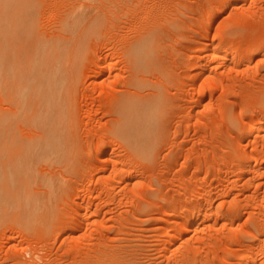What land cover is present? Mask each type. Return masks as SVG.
Instances as JSON below:
<instances>
[{
	"label": "rangeland",
	"instance_id": "374dc122",
	"mask_svg": "<svg viewBox=\"0 0 264 264\" xmlns=\"http://www.w3.org/2000/svg\"><path fill=\"white\" fill-rule=\"evenodd\" d=\"M161 89L157 144L131 117L141 156L112 131L117 98ZM14 105L0 264H173L198 243L194 264H264V0H0V112Z\"/></svg>",
	"mask_w": 264,
	"mask_h": 264
},
{
	"label": "bare ground",
	"instance_id": "6f19581e",
	"mask_svg": "<svg viewBox=\"0 0 264 264\" xmlns=\"http://www.w3.org/2000/svg\"><path fill=\"white\" fill-rule=\"evenodd\" d=\"M5 1V0H4ZM83 2V1H82ZM5 3V2H4ZM73 3H75V2H73ZM76 3H78V1H76ZM225 3V2H224ZM81 4V3H80ZM225 5V4H224ZM82 7H83V5H82ZM78 8V7H77ZM152 8V7H151ZM67 9V8H66ZM132 9V8H131ZM78 10V9H77ZM138 10V9H137ZM153 11V10H152ZM147 12V11H146ZM150 12V11H149ZM137 13V12H136ZM142 13H144L143 11H142ZM155 14H156V12H155ZM142 16V15H141ZM136 19V18H135ZM146 19V18H145ZM158 19V18H157ZM137 20V19H136ZM153 22V21H152ZM61 25V24H60ZM170 27V26H169ZM173 27V26H172ZM153 29V28H152ZM168 30V29H167ZM156 31V29L154 28L153 30H151L150 32L151 33H154ZM150 32H148V33H150ZM146 34V35H143V36H141V37H139V38H137L136 39V41L135 42H133V44L131 45V48H130V52H131V54H133V56H134V58H135V60H136V62H137V64H138V67L137 68H139L140 67V65H139V63H138V53H141V51H143L145 48H146V45L147 46H150L149 44L151 43V41H152V39H153V36L155 35V34ZM61 34V33H60ZM63 35V34H62ZM158 35V34H157ZM158 39V38H157ZM56 42H58V41H56ZM153 42V41H152ZM157 42V41H156ZM48 43V42H47ZM46 43V44H47ZM158 43V42H157ZM46 44H45V46H46ZM44 45V44H43ZM44 46V47H45ZM55 48V47H54ZM57 48V47H56ZM228 52V51H227ZM47 58V57H46ZM238 58V57H237ZM132 61V60H131ZM35 62V61H34ZM67 62H69V60L67 61ZM36 63V62H35ZM41 63V62H40ZM150 64V63H149ZM152 64H153V62H152ZM33 65V64H32ZM2 66V65H1ZM59 66V65H58ZM55 67V66H54ZM41 68V67H40ZM56 69V68H55ZM54 71V70H53ZM52 71V73H54L55 74V72L57 73V71H55V72H53ZM59 71V70H58ZM43 74V73H42ZM49 74H50V72H49ZM49 74H48V76H49ZM138 74V73H137ZM52 75L53 74H51V77H52ZM136 75V74H135ZM42 76H44V75H42ZM47 76V77H48ZM55 76V75H54ZM49 78V77H48ZM137 78H138V76H137ZM52 79H53V77H52ZM139 79V78H138ZM53 80H55V79H53ZM63 79H61L60 80V83H61V81H62ZM35 81V80H34ZM16 83H18V81H15ZM47 82H48V80H47ZM69 83V82H68ZM7 84H8V82L7 81H3V86H4V90H5V92H6V96H7V98L10 100V102H15L16 101V99H17V97H18V95L16 96L15 94H14V92H12L11 90H9V91H7L6 90V87L5 86H7ZM54 84H55V81H54ZM21 85V84H20ZM138 86H140V85H138ZM143 86V85H142ZM25 88V87H24ZM22 89L21 91L23 92V90H25V89ZM49 89H50V86L48 87ZM3 89V88H2ZM67 90H68V88H67ZM162 90V89H161ZM69 91V90H68ZM67 91V92H68ZM131 91V90H130ZM21 92V93H22ZM66 92V91H65ZM67 94V93H66ZM150 94V97L147 95L146 97H143L141 94H140V92L139 91H135L134 90V93H129L128 95H125V96H121V97H119V98H117L118 99V102H116L117 103V106H116V109H117V117H116V119H115V123H114V125H113V127H112V131H113V133H116V134H119V135H125V136H128L127 138H129V139H131V141L134 143V147H135V151L139 154V155H143V154H145V151H142L144 148L142 147V146H144V144H145V142H142V141H140L139 139H137V138H135V133H136V131L134 130L135 128H136V125L134 124V121H131V117L133 116V114L134 115H137L141 120H142V122L140 121V120H138V122H139V125H140V127H141V130L144 128V134H145V138H148L149 140H151V141H155V144H157V141H158V139H159V137L162 135V125H161V123L159 122L160 121V116H161V113H162V111H163V108H164V106L166 105V96L164 95V92H163V90L162 91H160V90H155V91H153V93L151 94V93H149ZM152 95V96H151ZM24 97V96H23ZM2 98V97H1ZM4 99V98H3ZM19 99L21 100V96H20V98H18V101H19ZM2 101V100H1ZM4 101V100H3ZM49 101V100H48ZM72 102V101H71ZM4 103V102H3ZM2 104V103H1ZM16 104H17V101H16ZM48 105H47V107L49 106V102L47 103ZM6 105H8V104H6ZM23 105H24V103H23ZM15 106V105H14ZM3 107V106H2ZM8 107H9V105H8ZM70 107H71V105H70ZM11 108V107H10ZM18 108H20L19 107V105L17 106H15V107H12V112L11 113H6V112H3V111H1L0 112V122H2V123H4V122H6V121H8L9 119H11V121L12 122H15L16 121V117L18 116ZM41 110V109H40ZM39 113H40V111H39ZM17 115L15 118H12L13 117V115ZM40 115V114H39ZM40 117V116H39ZM10 120H9V122H11ZM19 121V120H18ZM17 122V121H16ZM2 123H0V125L2 124ZM34 124V123H33ZM264 125V124H263ZM263 125H260V126H258V128H257V130H259V129H261V127L263 126ZM156 130V131H155ZM36 131V130H35ZM36 133H37V131H36ZM156 133V134H155ZM7 134H9V133H7ZM10 135V134H9ZM29 135V134H28ZM17 136V135H16ZM151 136H153L152 137V139H151ZM10 138V137H9ZM45 138V136L42 138V140L41 141H43V139ZM155 138H157L156 140H155ZM7 139V138H6ZM37 139V138H36ZM136 139L137 140H139V142H136ZM11 140V139H10ZM35 141V140H34ZM143 141H145V140H143ZM38 142V141H37ZM44 142V146L46 147V148H50V147H52V148H55L58 144H57V142H56V139H45V141H43ZM35 143V142H34ZM27 144V143H26ZM25 143H23V140H21V142L19 141V142H17L16 140H12V141H7L6 142V146L4 145V147H2L3 149H5V148H11V149H14V150H18V152H21V151H23V150H25V149H27V145H26ZM36 146H38L36 143H35V146L34 147H36ZM32 149V148H31ZM111 150V149H110ZM147 152V151H146ZM114 152H112V151H108V156H112V154H113ZM48 156V155H47ZM46 158V157H45ZM48 158V157H47ZM13 158L12 157H10L9 158V160H6V161H4L2 164L3 165H6L9 161H11ZM43 159V158H42ZM43 161H44V159H43ZM28 170H30V169H28ZM248 171V170H247ZM37 172V171H36ZM4 174H5V176H6V179H5V181H6V188L8 189L9 188V182H10V179H8L9 177V174L7 173V171H5L4 172ZM28 180V179H27ZM26 180V181H27ZM48 180V179H47ZM49 181H51V183H52V180H51V178H50V180ZM50 183V182H49ZM50 183V184H51ZM35 185V184H34ZM45 186H46V184H45ZM35 187V186H34ZM48 187H50L51 188V186H47V188ZM51 191L53 192V190H52V188H51ZM54 193V192H53ZM26 195V194H25ZM49 195H50V192H49ZM54 195V194H53ZM27 198H28V196H26ZM50 197V196H49ZM48 197V198H49ZM26 198V199H27ZM26 202H27V200H25ZM51 215H52V213H51ZM35 221V220H34ZM196 223H199V221H195L194 222V224H196ZM188 228V226H185V229H187ZM188 230V229H187ZM185 231V230H184ZM205 231V230H204ZM179 232H177V234H178ZM185 233H186V231H185ZM205 233H206V231H205ZM180 236V235H179ZM182 236V235H181ZM203 236V235H202ZM203 238V237H202ZM256 238V237H255ZM203 240V239H202ZM126 241V240H125ZM130 241V240H129ZM140 241V240H139ZM201 240H200V238H199V241L198 242H200ZM204 241H205V238H204ZM257 241V240H256ZM203 242V241H202ZM130 243V242H129ZM134 243V242H133ZM146 243V242H145ZM201 243V242H200ZM205 243V242H204ZM253 243V245L255 244V241L254 242H252ZM252 243L248 246V248H250L251 249V247L253 246L252 245ZM151 244V243H150ZM119 245V244H118ZM130 245V244H129ZM133 245V244H132ZM131 245V246H132ZM176 245V244H175ZM194 245V244H193ZM196 245H199V243L198 244H195L194 246H196ZM117 246V245H116ZM130 246V247H131ZM139 246V245H138ZM159 246V245H158ZM181 246H182V244H181ZM180 246V247H181ZM189 246V245H188ZM194 246L193 247H191V246H189V248L187 249H183V251H181L182 252V254H180V256L178 257V256H176V258H172V259H175V260H173L174 261V263L173 264H194V262L192 263V260H196L197 258H199L200 256L198 255V254H201V251H200V247H199V249L197 248V247H195L194 248ZM118 247V246H117ZM117 247H115V248H117ZM125 247V246H124ZM133 247H134V245H133ZM132 247V248H133ZM186 247V246H185ZM112 249H113V247H112ZM119 249V248H118ZM136 249V248H135ZM141 249V248H140ZM162 249V248H161ZM176 249V248H175ZM175 249H174V251H175ZM202 249V248H201ZM249 249V250H250ZM123 250V249H122ZM131 250V249H130ZM158 250V249H157ZM176 250H178V249H176ZM119 251V250H118ZM128 251V250H127ZM135 251V250H134ZM102 252V251H101ZM179 252V251H178ZM254 252V251H253ZM115 253V252H114ZM113 253V254H114ZM119 253V252H118ZM147 253V252H146ZM145 253V254H146ZM174 253H176V251L174 252ZM34 254V253H33ZM102 254H103V252H102ZM154 254V253H153ZM152 254V255H153ZM157 254H158V252H157ZM31 255V254H30ZM111 255V254H110ZM110 255H108V256H110ZM147 255V254H146ZM145 255V256H146ZM151 255V256H152ZM32 256V255H31ZM122 256V255H121ZM120 256V257H121ZM199 256V257H198ZM33 257V256H32ZM93 257V256H92ZM94 257H95V255H94ZM178 257V258H177ZM206 257L207 256H205L204 258L206 259ZM114 258V257H113ZM25 259V258H24ZM23 259V260H24ZM30 259V258H29ZM109 259V258H108ZM112 259V258H111ZM145 259V258H144ZM148 259V258H147ZM150 259V258H149ZM205 259H202V262L203 261H205V262H203L204 264H207V262H208V260H205ZM22 260V259H21ZM22 260V261H23ZM33 260V259H32ZM32 260H31V262H32ZM90 260V259H89ZM94 260V259H93ZM115 260V259H114ZM119 260V259H118ZM257 260H259V259H257ZM27 261V260H26ZM30 261V260H29ZM28 261V262H29ZM34 261V260H33ZM78 261H79V259H78ZM84 261V260H83ZM123 261H124V259H123ZM87 262H88V260H87ZM94 262V261H93ZM92 262V263H93ZM115 262V261H114ZM153 262V261H152ZM197 262V261H196ZM199 263H200V260L198 261ZM41 263V262H40ZM82 263V262H81ZM91 263V262H90ZM100 263V262H99ZM117 263V262H116ZM123 263V262H122ZM76 264V263H75ZM79 264V263H78ZM102 264V263H101ZM108 264V263H107ZM110 264V263H109ZM128 264V263H127ZM153 264V263H152ZM198 264V263H197ZM243 264H256V258L254 257V255H253V253H248L247 255H246V258H245V260H244V263Z\"/></svg>",
	"mask_w": 264,
	"mask_h": 264
}]
</instances>
